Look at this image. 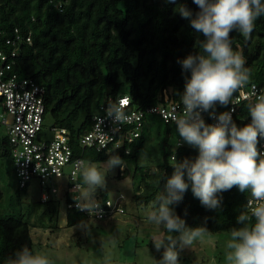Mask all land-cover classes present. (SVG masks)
<instances>
[{
	"label": "trees",
	"instance_id": "trees-1",
	"mask_svg": "<svg viewBox=\"0 0 264 264\" xmlns=\"http://www.w3.org/2000/svg\"><path fill=\"white\" fill-rule=\"evenodd\" d=\"M16 29L24 37L31 33L32 42L20 43L14 71L46 87V115L70 129L74 156L86 162L136 159L134 199L151 203L150 219L164 225L156 264L180 262L187 228L245 230L238 242L264 248V216L250 213L253 184L237 163L247 155V129L255 115L263 116L264 99L258 106L238 105L236 137L219 140L213 129L195 137L190 128L187 138L198 140L196 147L172 144L181 128L154 113L145 114L142 134L129 152L79 143L109 96L130 94L137 108L146 109L163 100L164 90L175 101L187 92L201 93L211 100L210 109L222 112L240 81L263 84L264 0H0V49L12 48L6 40ZM150 139L154 145L144 155H150L152 171L139 160ZM1 144L0 161L6 163L0 164V264H31L34 223L22 199L29 188L19 186L13 166L17 189L5 197L2 175L10 174L12 158L7 138ZM246 163L264 183V156ZM6 184L8 191L12 181ZM39 202L56 225L61 203ZM87 218L67 211L68 226Z\"/></svg>",
	"mask_w": 264,
	"mask_h": 264
},
{
	"label": "built area",
	"instance_id": "built-area-1",
	"mask_svg": "<svg viewBox=\"0 0 264 264\" xmlns=\"http://www.w3.org/2000/svg\"><path fill=\"white\" fill-rule=\"evenodd\" d=\"M24 40L31 43V33L24 37L16 29L15 35L6 40L12 48L0 49V151L3 139L7 138L19 186L29 188L36 182L42 203L58 201L66 212L74 210L95 220L126 214L127 197L123 192L92 197L86 191V161L74 156L70 129L57 125L44 127L46 87L14 71L20 43ZM263 99L264 83L244 81L239 82L236 91H231V106L222 112L210 109L211 100L201 93L187 92L181 100L175 101L164 90L163 100L146 109L137 108L130 94L120 93L102 101L92 117L91 128L84 132L79 143L99 151L126 147L129 152L130 145L142 134L146 113L158 114L166 123L181 128L178 146L186 143L190 128L195 137L210 129L218 131L219 140L226 135L236 137L239 129L234 117L238 105L248 102L258 106ZM247 135V155L238 158L237 163L245 172L244 180L253 184L248 209L260 217L264 216V183L247 171L246 161L264 156V113L251 120Z\"/></svg>",
	"mask_w": 264,
	"mask_h": 264
},
{
	"label": "rangeland",
	"instance_id": "rangeland-1",
	"mask_svg": "<svg viewBox=\"0 0 264 264\" xmlns=\"http://www.w3.org/2000/svg\"><path fill=\"white\" fill-rule=\"evenodd\" d=\"M54 125L53 117L45 116L44 127ZM177 131L172 144L177 143ZM186 144L194 147L198 140L186 138ZM154 139L148 140L139 160L152 171L149 153ZM13 160L8 161L10 174H4L2 190L5 197L17 189ZM6 161H0V164ZM135 158L104 162L87 161L84 168L86 191L94 197L107 192L113 196L123 192L127 197V212L110 219L87 218L83 223L68 226L65 207L61 209L56 225L43 215L44 206L39 202V186L36 182L23 194L26 211H32L31 233L35 242V254L31 264H156L161 250L164 225L150 219L152 204L134 199L136 189L132 177ZM1 166V165H0ZM11 177V178H9ZM12 181V188L6 182ZM44 223V224H43ZM53 225V224H52ZM239 232H198L187 228L181 244V260L178 264H264V248L243 245L238 242Z\"/></svg>",
	"mask_w": 264,
	"mask_h": 264
}]
</instances>
